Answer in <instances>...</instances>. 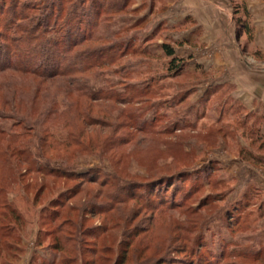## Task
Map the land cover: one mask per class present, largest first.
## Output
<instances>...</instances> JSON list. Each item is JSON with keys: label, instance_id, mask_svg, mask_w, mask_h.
Segmentation results:
<instances>
[{"label": "rangeland", "instance_id": "1", "mask_svg": "<svg viewBox=\"0 0 264 264\" xmlns=\"http://www.w3.org/2000/svg\"><path fill=\"white\" fill-rule=\"evenodd\" d=\"M70 1L68 10L81 11L84 20L60 29L58 10L48 19L43 15L45 2L0 0V35H9L12 21L33 7L45 24L34 36L41 32L43 39L26 33L21 43L44 62L62 55L40 48L54 37L63 40L58 50L84 37L77 50L89 54L120 43L115 64L72 80L88 82L91 97L109 82L121 99H81L87 122L77 106L66 109L65 102L77 97L65 95V79L42 81L2 68L10 37H0V201L11 204L9 210L0 203L9 217L0 218L1 264H53L68 256L76 264L98 256L100 264H264V107L245 105L233 84L229 92L236 103L228 86L211 93L228 83H219L211 64L205 70L195 60L198 43L212 52L203 31H191L195 21L168 22L179 3L120 0L109 14L98 11L99 4L107 8L113 0H87L84 8L81 0ZM230 1L236 35H229L239 42L248 68L261 66L251 60L254 49L240 31L242 0ZM101 35L109 40L97 41ZM164 44L186 61L180 76L169 70ZM21 115H27L24 123ZM40 165L76 174L43 172Z\"/></svg>", "mask_w": 264, "mask_h": 264}, {"label": "trees", "instance_id": "2", "mask_svg": "<svg viewBox=\"0 0 264 264\" xmlns=\"http://www.w3.org/2000/svg\"><path fill=\"white\" fill-rule=\"evenodd\" d=\"M42 2L46 3V8L45 11L43 12V15L47 16V19L51 17V15L53 16L54 12H56V10H58V19H63L64 20V24L61 28H64L67 26H70V24L73 22L74 19H83L84 20V14L81 13V11H70L67 8V4L71 3L70 0H40ZM106 1V0H105ZM68 2V3H66ZM80 5L84 8L87 0H81L79 1ZM104 2V1H103ZM101 1V3L99 4V9L98 11L102 12H106V13H111V14H115L114 12V5L121 3L120 0H113V3H109L107 8L105 7V3H103ZM16 4V3H15ZM13 5V7H18L19 3H17L16 5ZM58 4V7H57ZM117 7V6H116ZM240 8L237 9V11L239 9H241V13H242V17H240L239 19V25L241 30L243 31L245 34H247L249 40L253 39V32L252 29L249 25V13L246 10L245 7V3L242 2L241 5L239 6ZM12 9V8H11ZM25 9V8H24ZM32 12H28L27 14L24 15V17H20L17 18L18 20H20L18 22V20H15L14 22L12 21V24L14 25L12 29H7L6 33L9 35H3L1 34L0 37L2 38H7L8 36L10 37L9 42L6 43V47H7V56L8 61L6 63V65H4L2 68L5 67V69L7 70H16L25 74H31L34 76H38L40 80L42 81H48V80H53L55 78H62L65 79L66 82H64L65 84L62 86V90L65 92V95H67L68 97L70 96H76L77 97V101L76 102H71V101H67L65 102L66 104V109L69 108H74V107H78L79 111H80V115L85 117V120L87 121L89 119V114L86 111L87 109L84 108V106H81L79 103L81 101V99H85L86 101H95V100H120L121 98L118 97L120 92L111 88L112 86L109 84V82H105L103 87L96 92V96L91 97L90 95V89H89V85L88 82H77L74 80H72L73 75L74 74H81L84 73L87 69L93 68V67H97L100 68L104 63H110V64H115L117 60H119V55L117 53V50L120 48L118 44L120 43H115L114 45H112L111 47H105V48H101V49H95L97 52L94 53V51L92 53H88L86 50L84 49H79L77 50V46H79L80 44H78L79 42L82 43L81 45H83V41L87 40L86 38L83 37V39L79 42H69L65 49H59V46L63 45V40L58 39V37H54V39H50V40H46L43 42V44L40 45V48L45 49V48H53L54 53H59L62 55H57V57L49 56L47 57L48 59H45L46 62L43 61V58L41 57H36L33 56L30 53V50L27 49V47L24 46V44H22V41H27L28 37L26 38L25 35L26 33L33 34V39L32 40H37L39 37H43L42 33L40 32L39 36H34V34L36 32H38L39 30V26H42L45 24H42L41 22L44 21L43 18L39 17L38 15L35 14L36 8H31ZM73 10V9H72ZM120 11H122V8L120 9ZM119 11V12H120ZM236 11V12H237ZM8 11H1V14L3 15H7ZM97 14V13H95ZM99 14V13H98ZM97 14V15H98ZM6 18L4 17L3 20H5ZM82 22V21H81ZM90 22L93 23V21L91 20ZM83 23V22H82ZM89 23V22H88ZM101 28L106 30V25L104 22L101 21ZM48 24V23H47ZM50 26V25H49ZM58 26L54 27L53 30L58 32ZM80 29V28H79ZM78 29V30H79ZM44 33L46 31H43ZM20 33H23L24 35H20ZM113 34L112 32H108ZM20 35V37H16L15 35ZM109 35V34H108ZM28 36V35H27ZM71 37V36H70ZM107 37V35H106ZM56 38V39H55ZM0 39V40H1ZM43 39V38H42ZM100 40H109V38H105L104 39V35H101V37L97 38V41ZM66 42V40L64 41ZM5 46H1L0 47V51H2V47L4 48ZM39 46V45H38ZM163 49H164V53L165 55L169 58V66L172 74L174 76H180L181 73L184 72L185 67L187 66V63L184 59H182L181 57H178L176 55V52L174 50L173 47H171L168 44H164L163 45ZM50 51V50H49ZM75 51L77 53H75ZM52 52V50H51ZM75 53V54H74ZM60 56L62 58H60ZM40 60V63H35L34 61ZM44 63H46V65H44ZM79 63H83L81 66L79 65ZM53 66V68L51 70H47L49 66ZM128 68H134V64H127L126 65ZM0 68V70L2 69ZM107 86V87H106ZM228 86V97L230 101H234L236 103V98L232 97L233 95L231 94V91L229 92L230 85L227 84H217L216 89L214 91H212V94H216L221 90H224L225 87ZM131 88H136L134 86H131ZM224 88V89H223ZM221 89V90H220ZM140 92V90L138 91ZM37 93H39V91L37 90ZM132 93V92H131ZM123 94V93H122ZM184 97L182 99H179V103H182L184 101ZM82 102V101H81ZM52 106L53 103L51 102ZM52 106H51V110L49 112H53L54 110H52ZM242 106L244 107V105H239L238 108H242ZM56 112V111H55ZM21 123H24V121H26L27 115L26 116H22L21 115ZM88 122V121H87ZM73 139H74V143L76 142L78 145H80V141L79 139L75 136V134L72 135ZM65 144L69 145V142H65ZM251 156V155H250ZM257 156H254L252 159L253 160H257ZM67 168L65 166H60L59 168L56 167H52L50 168L49 165H40L39 169L43 172H49V170H51L53 173L59 174V173H63L64 174H68V173H72V174H76L73 172H68L69 168ZM72 168V167H71ZM96 178L90 179L89 181H95ZM3 191V187H0V192ZM0 203L2 204L3 208L6 209H11V204L5 202V201H0ZM10 205V207H8ZM13 211V209H12ZM0 218L1 219H9L7 213H3V211H0ZM9 240L10 244H14V242H11L10 239ZM7 245V243H6ZM1 252V250H0ZM99 251L95 250V254L98 255ZM36 260V258L34 259ZM61 260V261H59ZM103 257H95V259H88V261H84L83 263L85 264H100V262H102ZM76 257H60L58 258V260L56 261V263L53 264H76ZM1 264V262H0ZM9 264H13V262L9 263ZM52 264V263H51Z\"/></svg>", "mask_w": 264, "mask_h": 264}, {"label": "crops", "instance_id": "3", "mask_svg": "<svg viewBox=\"0 0 264 264\" xmlns=\"http://www.w3.org/2000/svg\"><path fill=\"white\" fill-rule=\"evenodd\" d=\"M168 2L169 0H167ZM242 2L245 3L249 13V25L253 32V39L248 43L250 48L254 49L253 52H250V57H252V61L261 65L253 68L247 67L238 47L239 42H236L234 37L232 38V34L229 35V32L235 27L232 24L233 7L230 0H172L168 4L179 3V10L174 12L176 15L173 17L174 21H172L173 19L169 20L171 17H167V19L169 18L170 24L180 26L195 21V25L190 28L191 31L198 33L203 31L200 36L203 44L211 46L212 49V52L209 53L208 47L202 48L203 45L198 43L201 48L197 47L196 50L201 52L196 54L198 56L195 60L204 65L211 64L214 73L218 71L214 75L222 78L219 83L233 84L234 94L237 98L248 107L256 109L260 105L264 107V0H242ZM235 33L233 32L234 36ZM240 35L241 43L245 34ZM196 37L198 34L194 35V38ZM187 38L191 40V37ZM191 42L189 47L193 45L192 40ZM206 69L208 67L205 65ZM225 75L227 80H224Z\"/></svg>", "mask_w": 264, "mask_h": 264}]
</instances>
